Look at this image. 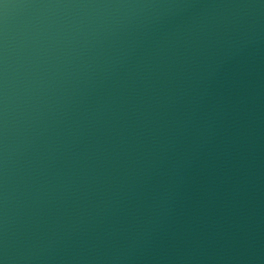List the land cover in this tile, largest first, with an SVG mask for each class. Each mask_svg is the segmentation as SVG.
I'll return each instance as SVG.
<instances>
[{
	"label": "water",
	"instance_id": "obj_1",
	"mask_svg": "<svg viewBox=\"0 0 264 264\" xmlns=\"http://www.w3.org/2000/svg\"><path fill=\"white\" fill-rule=\"evenodd\" d=\"M0 264H264V0H0Z\"/></svg>",
	"mask_w": 264,
	"mask_h": 264
}]
</instances>
